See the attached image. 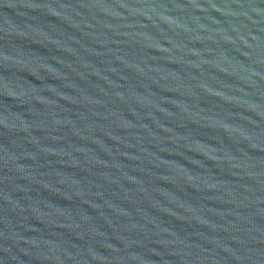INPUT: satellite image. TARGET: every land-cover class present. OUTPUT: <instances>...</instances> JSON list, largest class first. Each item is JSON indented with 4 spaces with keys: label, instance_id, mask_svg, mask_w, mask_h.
<instances>
[{
    "label": "water",
    "instance_id": "95a60500",
    "mask_svg": "<svg viewBox=\"0 0 264 264\" xmlns=\"http://www.w3.org/2000/svg\"><path fill=\"white\" fill-rule=\"evenodd\" d=\"M0 264H264V0H0Z\"/></svg>",
    "mask_w": 264,
    "mask_h": 264
}]
</instances>
